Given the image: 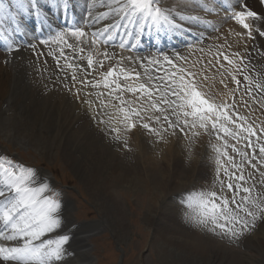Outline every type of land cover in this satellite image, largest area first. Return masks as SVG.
Listing matches in <instances>:
<instances>
[{
	"label": "bare ground",
	"instance_id": "obj_1",
	"mask_svg": "<svg viewBox=\"0 0 264 264\" xmlns=\"http://www.w3.org/2000/svg\"><path fill=\"white\" fill-rule=\"evenodd\" d=\"M88 3L89 0H70L72 7L65 17L58 12L53 14L47 6H44V11L48 12L46 24L37 22L35 16L31 14L20 13L19 18L27 35L23 32L12 31L14 25L9 27L7 21L0 24V27L8 29L10 34L8 42L0 40V133L7 140L39 149L47 157H52L56 149H60L67 160L71 159L81 177L86 180V186L91 191L96 203L105 206L106 212L110 213V217L105 215L107 220L103 219V221L107 222L118 238H122L124 234L122 232H126L127 227L124 216L117 210V204L103 185L106 186L109 181H112L110 176L113 170L116 176L121 171L119 177L122 178L125 167L120 160L118 151V143L121 141L116 139L118 134L112 135L111 130H108L110 127L101 123V117H105L106 114L100 102L109 103L113 100V96L111 97L110 94L107 95L108 92H105V77L99 72L105 70L109 65H119L134 74L137 71L132 70V67L138 69L143 59L157 56L152 53V50L159 51L165 47L171 54L173 73L175 72L179 76L180 68L198 73L197 79L201 81L203 91L209 96H215L218 102L224 100L231 103L233 101L231 93L237 88V85L227 73H225L227 88L220 83L221 75L219 73L224 72V68L221 67V64H224L232 74L242 81L235 95L236 111H243L247 122L259 129L257 135L260 136V139H264V135H261V132L264 131L261 129V125H264V104H261L264 92L258 91L253 86L251 95H247L245 89L249 82L243 80V77L247 75L252 80H260L264 83V37L255 31L256 28L264 30V24L260 19L255 22L249 20L248 22L253 28L252 36L249 37L247 30L232 19L234 12L240 11L242 5L264 18V3L261 0H208V5L214 8V11L206 13L196 7L192 0H160V7L171 9L178 14L176 22L182 25V30L161 32L157 36L155 30L149 34V31L145 29L139 38L129 35L128 32L134 30L133 26L129 25L126 31L124 28L126 22L121 21L115 14L99 20L93 19L99 13L108 11L106 4H98L97 7L91 9L90 17ZM229 3L232 5L231 8L226 7V4ZM179 15H198L209 23L198 24L180 20ZM70 25L79 27L86 33V36L82 38L83 43L78 42L70 35L66 37L75 49H84L83 53L75 51L78 52L76 54L74 52L77 55L73 59L76 69L73 71L71 68L72 73L62 65V61L65 59H61L60 63V59L58 60L54 52L57 46L64 44L51 42V37L59 31H67L65 27ZM106 27L109 29L105 35V38L108 39L107 43L99 41L97 35L94 37L91 34V31L98 34ZM117 28L119 30L115 33ZM36 30H39V34H36ZM93 39H96L97 43L93 44ZM43 40H48L49 43L42 44ZM112 41H115L116 44L112 45ZM125 43H127V47H121V44ZM9 44L11 53L7 54ZM61 49L63 48L61 47ZM66 50L69 55L73 54V49L66 47ZM218 52L229 55V58L234 60V64L227 65L222 57L218 56ZM105 53H107V58H105ZM234 53H238L239 56H234ZM89 55L95 57L91 68L88 66ZM239 57H244L243 62ZM101 62L103 67H101ZM74 74L75 80L72 78ZM166 74L169 76L170 72H166ZM204 74L207 75V80L203 79ZM144 77L140 75L137 80L133 76L127 79L126 83L121 84L138 86L139 83L144 82ZM118 78L125 80L122 73L118 75ZM158 80L160 81V79ZM35 91L54 93L57 99L60 98L58 99L59 103L68 107V110L63 111L61 121H54L53 112L44 111L43 113L41 111V102L32 96ZM126 93L128 102L135 103L142 96L141 93L134 95L132 92L126 91ZM97 111L104 115L98 114ZM49 128L53 131V128H60L62 132L57 135L52 134ZM76 131L84 132L85 135L80 139H74L68 135V133ZM203 135L202 133L198 137L203 138ZM218 135L221 137L220 132ZM207 137L208 154L203 155L202 151H195L193 167H195L199 178L206 180V186L210 191L219 188L220 185L218 182L216 185L214 184L215 168L213 166L215 164L213 165L212 161L215 162V152L213 146L222 145L223 142L217 140V134ZM255 139L257 140V137ZM184 141L182 143L187 145L188 143L186 144ZM241 142L244 144L246 141L241 139ZM228 144L227 149L231 147L229 140ZM144 147L146 150V141H144ZM200 147L202 146L200 145ZM0 154H4L3 147H0ZM183 159L175 156L173 164L178 167L183 164ZM37 173L39 177L46 178L51 187L53 186L49 172L42 170ZM61 205L64 229L71 234V240L67 245L68 255L60 264H95V258L91 255L92 248L89 239L96 231L104 227V222L97 220L92 223H76L73 218L74 206L72 202L64 198ZM173 219L175 222H179L177 218ZM56 234L59 233L50 235ZM0 243L12 246L16 242L0 240ZM171 251H175V249ZM187 258L194 259L191 256H187ZM168 259L174 263L179 262L177 256L166 257L165 261L167 262ZM183 262L178 264H185L187 261L183 260ZM6 264H13V262H6Z\"/></svg>",
	"mask_w": 264,
	"mask_h": 264
},
{
	"label": "snow or ice",
	"instance_id": "obj_2",
	"mask_svg": "<svg viewBox=\"0 0 264 264\" xmlns=\"http://www.w3.org/2000/svg\"><path fill=\"white\" fill-rule=\"evenodd\" d=\"M261 2L264 3V0ZM192 3L206 13L214 11V8L208 5V0H192ZM98 4H106L108 11L99 13L93 19L99 20L115 14L121 21L126 22L124 23L126 31L129 25L133 26L134 30L128 34L136 38H139L145 29L149 31V34L155 30L157 36L161 32L182 30V25L176 22L178 14L171 9L160 7V0H89L87 7L90 10V17L91 9L97 7ZM44 6H47L53 14L61 10L67 14L72 7L70 0H0V24L7 21L9 27L14 25L12 31H24L19 18L20 13L31 14L38 22L46 24L48 12L44 11ZM226 7L231 8L232 5L229 3L226 4ZM179 19L198 24L209 23L198 15H179ZM232 19L247 30L249 37L253 32L249 20L255 22L260 19L264 24V18L259 17L256 12L243 5L240 11L234 12ZM108 30L106 27L105 31ZM255 31L264 37V30L256 28ZM69 35L83 43L82 38L86 36V33L81 28L70 25L67 31H59L51 37V42L64 44L68 49L83 53V48L74 49L73 44L67 41L66 37ZM93 36L95 37L96 33H93ZM9 39L8 29L0 27V40L8 42ZM41 43L48 44L49 41L43 40ZM92 43H97L96 39H93ZM123 46L121 44V47ZM9 50H11L10 44ZM60 55L65 56L63 49H61ZM104 55L107 58V53ZM233 55L239 56L238 53ZM218 56L222 57L227 65L234 64V60L230 59L229 55L218 52ZM239 59L243 62L244 57H239ZM163 60L172 64L168 56H164ZM93 63V57L89 55L88 66L91 68ZM158 63L159 60H149L150 65ZM68 67L73 68L74 65L69 63ZM101 67H103L102 62ZM221 67L224 68V72L219 73L221 75L220 83L227 88V84H225L227 78L225 73H227L237 85V88L232 90L233 101L231 103L224 100L218 102L215 96H209L202 90L201 81L197 79L199 74L186 71L183 68L178 70L179 76L174 72L167 77L170 84H165L163 90L159 85L153 83L154 78L147 72L145 74L148 83H139L138 86L122 85L116 80H112L111 83L115 84L113 92H118L119 95H122L125 90L132 93L140 92L147 97L150 108L155 110L153 115L146 117L145 113L148 112V108L130 109L125 112L122 122L132 119L139 120V126L161 140L164 139L163 134L169 129L172 130L171 135L173 136L177 135L178 129L186 136L189 133L191 137H198L202 133L208 136L217 134L218 141L223 139L222 145L213 146V151L216 153L217 182L223 189L224 181L219 179L220 171H223L229 180L235 179L237 183L229 182L226 185L233 195L231 197L219 196L214 190L193 191L184 194L182 203L189 210L187 218L194 224L214 234H217V230H219V233L230 238H238L245 232L254 229L258 222L264 221V179L260 181L261 191H257L255 186L245 187L240 183H247L243 174L245 164L255 169L258 160L261 165H264V143H259L260 136L257 135L254 125L248 123L247 118L236 111L235 95L242 83L241 79L232 74L224 64H221ZM114 72V68H109L104 74L105 87H109L108 77L113 76ZM120 73L123 74L125 80L133 76L137 80L140 78V73L133 74L123 68L120 69ZM72 78L75 80V76ZM203 79H208L206 74L203 75ZM243 80L249 82L245 89L247 95H251L253 86L264 92V83L260 80L253 81L247 75L243 77ZM157 92L161 97L159 101L153 100V94ZM168 94L176 99H165L164 97ZM121 103L123 104L124 101L122 100ZM161 104L167 105V108L161 107ZM261 104H264V99L261 100ZM119 111L123 112L124 109L121 108ZM172 117H175V120ZM145 119L155 121L157 127H152L149 123L144 122ZM229 125L234 127H229ZM136 126L135 123L126 124L128 130ZM261 129L264 130V125H261ZM112 131L119 133L120 129L113 128ZM219 132L224 133L225 137H230L237 143L241 139L246 141V148L252 149L251 156L247 151H241L233 144L232 152L241 157L240 163H237L228 151L222 150L227 149L229 144L225 137L218 135ZM261 135H264V131L261 132ZM254 136L257 137V144L252 143L251 138ZM116 139H119V135L116 136ZM225 165H230L231 169L236 171L230 172ZM237 171L240 172L239 175L236 174ZM260 175L264 177V172H260ZM254 192L255 195H253ZM58 195L46 178L38 176L36 169L14 162L9 157L0 154V240L16 242L12 246L0 243V264H6V262L60 264L68 255L67 245L71 240V234L64 229L61 215L62 205ZM62 229L63 231H61ZM53 233L59 234L50 235ZM46 236L49 238H45Z\"/></svg>",
	"mask_w": 264,
	"mask_h": 264
},
{
	"label": "rangeland",
	"instance_id": "obj_3",
	"mask_svg": "<svg viewBox=\"0 0 264 264\" xmlns=\"http://www.w3.org/2000/svg\"><path fill=\"white\" fill-rule=\"evenodd\" d=\"M65 46H57L54 52L58 60L60 59V63L61 59H65L62 61V65L68 72L72 73L76 66L71 70L67 65L69 62L73 64V57L76 58L78 52L73 50V54L69 55ZM61 47L66 53L63 57L59 53ZM157 52L152 50V53L157 56L143 59V62H140V67L138 69L132 67V70H136L140 75L145 76L144 82H148L145 74L147 72L148 75L154 78L153 83L159 85L160 89L163 90L165 84H170L166 72L171 71L173 73L172 64L164 61L163 57L168 56L170 60L172 58L169 49L165 47L160 49V54H157ZM150 59L159 60V63L150 65ZM112 68L115 69V72L113 76L108 77L109 87L104 88L106 89L105 92H108L107 95L113 96V100L109 103L106 102V104L100 102L108 117L98 111L97 113L105 116L101 117V123L107 124L110 127L107 128L109 131L111 130L110 133L112 135L114 133L118 134L121 140L118 143V151L120 160L125 167L124 175L122 178L119 177L121 176L120 171L116 176L113 170L110 176L112 181H109L106 186L104 184L103 187L110 192V197L112 196L111 198L117 204V210L124 216L127 227L126 232H122L124 233L122 238H118L107 225V222L103 221V219H106L105 215L110 217V213L106 212L105 206L96 203L91 191L86 186V180L81 177L71 159L70 161L67 160L60 149H56L52 157H47L39 149L7 140L0 133V147L4 148L3 155L14 162L34 168L37 171L45 170L49 172V177L53 181L52 189L59 194L58 199L62 201L66 198L72 202L74 206L72 210L73 218L76 223H92L97 220L104 222V227L96 231L89 239L92 248L91 255L95 258V264H178L184 263L183 260L187 261L185 264H264V221L258 222L254 229L245 232L244 235L238 238H230L223 233H219V230H217V234H214L196 224L194 225L187 218L189 210L182 203L184 194L193 191H204L205 189L209 191L206 180L199 178L195 167H193V159L196 156L195 151H202L203 155L208 154V135L204 134L206 135V138L203 135L204 139L202 137H191L190 133L186 136L177 129V135L173 136L171 135L172 130L169 129L163 134L164 139L161 140L139 126V120L132 119L128 122H122L127 110L148 108V112L145 113L146 117L153 115L155 110L150 108V102L144 95L137 99L135 103L133 101L128 102V98L124 97H127L126 91L119 95V98H117L118 92L112 95L115 86L111 83L112 80H116L120 84L126 83V80L118 78L121 67L116 65ZM137 93L140 92L132 93V95ZM153 95V100H160V93L157 92ZM32 96L41 102L43 113L44 111L54 113L55 122L61 121L63 111L68 110L67 106L59 103L58 99L60 98L57 99L54 93L35 91ZM164 98L176 99L170 94ZM122 100L124 103L126 101L128 106L126 108L124 104H119V107L123 105L121 108L124 109L121 113L118 103H121ZM161 107L166 109L167 105L161 104ZM238 112L241 116H245L243 111L238 110ZM172 119L175 120V117H172ZM144 122L149 123L152 127H157L153 120L145 119ZM127 123H135L137 126L128 130ZM229 127L234 126L229 125ZM113 128H119V133L112 131ZM49 129L52 131L50 133L56 135L62 132L60 128H53L54 131L51 128ZM255 129L258 132L259 129ZM220 134L221 137H225L224 133L220 132ZM68 135L74 139H80L85 133L76 131L68 133ZM255 138V136L251 138L253 144L258 143ZM227 139L231 146L235 144L239 150L247 151L251 156L252 149L245 146L247 142L244 141L243 144L241 141L237 143L230 137H227ZM144 141L147 142L146 150L144 149ZM183 141L188 144H183ZM221 141L223 142V139ZM259 143H264V139H260ZM222 150L228 151L229 155L233 156L237 163H240L241 157L232 152L231 147ZM175 156L184 158L182 165L176 167L173 164ZM215 157L216 153L214 154ZM256 163L257 168L255 169L245 164L243 174L247 183H240L245 187L255 186L257 191H261L260 181L264 177L260 175V172H264V165H261L258 160ZM212 164H215L212 166L215 168L214 184L216 185L218 179L216 159L215 162L212 161ZM225 166L229 168L230 172L236 171L231 169L230 165ZM236 174L239 175L240 172L237 171ZM219 179L224 181L223 189L220 184L219 188L210 191H216L219 196L231 197L233 192L226 185L229 182L235 184L237 181L235 179L229 180L223 171L219 172ZM255 194L254 192L253 195ZM173 218H177L179 222H175ZM172 249H175V251H171ZM173 256L179 258L178 263H174L169 259L167 262L165 261L166 257ZM187 256L194 257V259L187 258Z\"/></svg>",
	"mask_w": 264,
	"mask_h": 264
}]
</instances>
